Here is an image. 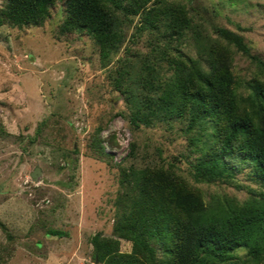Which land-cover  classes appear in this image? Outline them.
I'll return each mask as SVG.
<instances>
[{
	"label": "rangeland",
	"instance_id": "374dc122",
	"mask_svg": "<svg viewBox=\"0 0 264 264\" xmlns=\"http://www.w3.org/2000/svg\"><path fill=\"white\" fill-rule=\"evenodd\" d=\"M162 2L199 13L202 32L214 35L212 22L236 31L251 54L264 59V0ZM121 4L129 7L132 0ZM124 11L116 9L119 32L105 47L85 29H62L64 0H54L42 22L0 24V264H111L106 258L116 253L139 257L134 239L116 225L132 219L125 204L135 181L159 169L188 180L205 203L240 204L264 190L251 166L232 180L192 177L200 148L210 149L211 128L190 123L188 111H152L145 100L150 92L158 98V90L149 91L138 74L152 62L159 73L153 83L161 85L172 68L155 32L137 29L141 14ZM194 42L188 30L178 45L195 57ZM232 56L237 78L250 77L249 56L237 50ZM97 234L108 245L103 259L93 243ZM246 255L247 247L238 245L232 259Z\"/></svg>",
	"mask_w": 264,
	"mask_h": 264
},
{
	"label": "trees",
	"instance_id": "16d2710c",
	"mask_svg": "<svg viewBox=\"0 0 264 264\" xmlns=\"http://www.w3.org/2000/svg\"><path fill=\"white\" fill-rule=\"evenodd\" d=\"M53 1L6 0L0 7V24L42 22ZM122 1L64 0L66 17L62 29H85L105 47L115 43L111 38L119 32L116 9L140 13L137 29L155 32L164 44L161 57L172 68L160 85L153 83L159 75L154 63L143 67L138 77L150 87L149 91L153 88L162 93L156 91L159 95L156 98L150 92L145 101L151 100L152 111L160 109L167 115L176 110L188 111L190 123L203 126L206 123L202 128H211L206 134L208 143L211 140L210 149L200 148L202 154L190 170L192 177L196 181L232 180L237 170L251 166L264 187V59L251 54L243 36L228 27L212 22L214 35L202 32L203 24L196 18L199 13L192 14L181 4L164 8L162 0L157 5H148L150 0H132V5L126 7ZM188 30L199 49L195 57L178 45ZM233 49L249 56L253 75L237 78L233 71ZM241 84L244 90H240ZM151 112L144 113L148 116ZM145 176L135 181L127 196L131 202L125 205L131 207L128 216L131 214L132 219L126 221L125 227L124 220L116 225L118 233L134 239L140 256L116 253L106 261L111 264H264L261 186L257 189L258 196L240 204L221 199L205 203L200 191L173 170L163 168ZM142 215L146 219L141 224ZM93 243L103 259L108 252L107 243L100 240L99 234L93 237ZM238 245L247 247V255L232 259Z\"/></svg>",
	"mask_w": 264,
	"mask_h": 264
}]
</instances>
